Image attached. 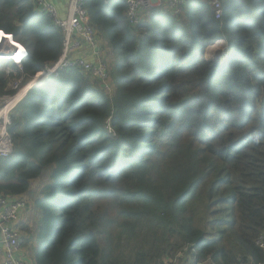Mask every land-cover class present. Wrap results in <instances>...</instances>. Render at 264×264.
<instances>
[{"label": "trees", "instance_id": "obj_1", "mask_svg": "<svg viewBox=\"0 0 264 264\" xmlns=\"http://www.w3.org/2000/svg\"><path fill=\"white\" fill-rule=\"evenodd\" d=\"M85 6L102 49L114 52V94L67 67L12 108L0 194L34 210L35 232L19 223L22 245L36 236V264H155L176 254L188 264H264V0H223L221 20L208 0H191L181 18L154 8L137 27L125 0ZM0 30L23 51L0 58V95L61 55L62 29L36 0H0ZM219 39L228 58L207 59ZM99 193L109 202L95 203ZM107 215L119 219L115 241L127 253L108 240Z\"/></svg>", "mask_w": 264, "mask_h": 264}, {"label": "built area", "instance_id": "obj_2", "mask_svg": "<svg viewBox=\"0 0 264 264\" xmlns=\"http://www.w3.org/2000/svg\"><path fill=\"white\" fill-rule=\"evenodd\" d=\"M125 1L127 4V21L130 26L137 27L144 14L154 8L164 9L171 15L181 18L185 13L186 4L191 0ZM208 1L215 19L221 20L224 13L223 0ZM85 2L86 0H68L66 13L63 15L52 0H36L37 8L50 16L55 24L61 27L64 39L58 60L51 66H47L41 76L34 78L25 85L27 86L26 92L31 88L41 86L47 77L57 74L61 69L77 67L92 78L97 79L103 91L109 96L114 94L109 63L105 60L100 39ZM16 46L12 34L0 30V58H11ZM17 66L21 68L20 60L17 61ZM10 87L16 90L13 94L0 95V157H7L13 152V141L8 131V125L11 123V110L19 100H16L4 114L2 111L23 88L20 79H13L10 82ZM28 207L24 199L0 194V251L4 253L5 264H29L28 260L18 255L22 247V239L17 226L20 215L28 210Z\"/></svg>", "mask_w": 264, "mask_h": 264}, {"label": "rangeland", "instance_id": "obj_3", "mask_svg": "<svg viewBox=\"0 0 264 264\" xmlns=\"http://www.w3.org/2000/svg\"><path fill=\"white\" fill-rule=\"evenodd\" d=\"M218 43H219L220 47L217 48L216 50H212V52H216L218 50V52H220V54H221V57H224L225 53H226V44L227 43L225 41H221V42H217L216 44L214 43V45L216 46ZM16 45H18L17 42H16ZM211 54L206 52V57L209 59ZM14 55L16 56V58L20 59L21 56L23 55V51L20 50L17 47L16 50H15ZM106 61H108L107 58H106ZM109 127H110V129H109L108 133L113 134L112 127L111 126H109ZM42 184H43V179H41V178H38V179L33 181L32 185H31L30 192H29V194L26 195L28 197V199H29L28 200L29 202L32 201L31 198H34V196H38V193L41 190V185ZM102 200H104L103 202H105V203L109 202V198L108 197H106L104 194L99 193L98 196L95 197V203L98 204V202H101ZM106 218L108 219L107 226L109 227L108 240L111 242V244H116L113 247L117 251L120 249L119 253H122V252L123 253H127L128 248L126 249V243L123 242L121 244H117L116 241H115L118 229L120 227L119 219L116 218V220H115L113 217L111 218V216L109 217L108 215L106 216ZM34 219H35V221H34ZM24 222H26L28 224H31L30 225L31 230H33L34 232L37 230V224L36 223H38V222H37V219H36V215H35V213H34V211H33V209L31 207L29 209V212H28L27 217H26ZM36 243H37V240H36V236H35V238L33 240V243L31 245H27L26 246L27 250L29 251L30 256H31V253L33 254V252L35 250L34 247L36 246ZM259 243L264 246V238H261ZM28 257H29V255H28ZM179 257L183 258L181 254L180 255L176 254V256H174V257L166 256V257H163L161 259L162 262L159 261L158 263H155V264H188L189 263V258H186L184 256V260H181V259H179ZM242 264H247V263H242Z\"/></svg>", "mask_w": 264, "mask_h": 264}, {"label": "crops", "instance_id": "obj_4", "mask_svg": "<svg viewBox=\"0 0 264 264\" xmlns=\"http://www.w3.org/2000/svg\"><path fill=\"white\" fill-rule=\"evenodd\" d=\"M54 2V4L58 7L59 9V12L61 14H65L66 13V8H67V2L68 0H52ZM103 48V47H102ZM104 48L103 49V52H104V56H105V60L106 58L108 59V63L110 65L113 64L115 58H114V52L112 50V48H110L108 46V44L106 42H104ZM89 54V53H87ZM208 59V58H207ZM210 60H222L223 57L221 58V54L220 52H218V50L216 52H212V54L210 55ZM32 208V207H31ZM30 209V208H29ZM29 209L24 211L20 217H19V220H18V228H19V235L21 236V239H22V244H23V239H24V236H25V233L23 230H21V228L19 227V223L21 222H24L26 217H27V214L29 212ZM33 209V208H32ZM34 211V210H33ZM18 255H20V257H23L25 258L26 260L29 261V264H36L35 261H34V258H33V254L31 253V256L29 254V251L27 250L26 246L25 245H22L21 247V250L19 251ZM29 255V257H28ZM30 258V259H29ZM0 264H5V256H4V253L3 251H0ZM206 264H209V263H206Z\"/></svg>", "mask_w": 264, "mask_h": 264}, {"label": "bare ground", "instance_id": "obj_5", "mask_svg": "<svg viewBox=\"0 0 264 264\" xmlns=\"http://www.w3.org/2000/svg\"><path fill=\"white\" fill-rule=\"evenodd\" d=\"M220 47V45H219V43L215 46V45H213V46H211L209 49H208V53H212V50H216L217 48H219ZM26 89H27V86H24L21 90H20V92L17 94V96L9 103V105L2 111V114H4L13 104H14V102L16 101V100H20L22 97H23V95L25 94V92H26Z\"/></svg>", "mask_w": 264, "mask_h": 264}, {"label": "clouds", "instance_id": "obj_6", "mask_svg": "<svg viewBox=\"0 0 264 264\" xmlns=\"http://www.w3.org/2000/svg\"><path fill=\"white\" fill-rule=\"evenodd\" d=\"M221 39H219V40H217L216 42H215V44L217 43V42H221L220 41ZM223 40V39H222ZM223 41H225V40H223ZM226 42V41H225ZM214 44H212V46H213ZM210 47V46H209ZM208 47V48H209ZM206 52H208V49H207V51ZM228 56H229V49H228V45L226 44V53H225V56L223 57V59L222 60H215V61H223V60H226L227 58H228ZM222 58V57H221ZM210 60V59H209Z\"/></svg>", "mask_w": 264, "mask_h": 264}, {"label": "water", "instance_id": "obj_7", "mask_svg": "<svg viewBox=\"0 0 264 264\" xmlns=\"http://www.w3.org/2000/svg\"><path fill=\"white\" fill-rule=\"evenodd\" d=\"M211 46H212V45H211ZM211 46H210V47H211ZM210 47H209V48H210ZM209 48H208V49H209Z\"/></svg>", "mask_w": 264, "mask_h": 264}]
</instances>
